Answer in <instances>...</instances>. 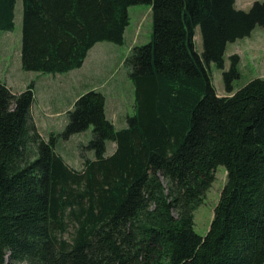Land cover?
I'll return each mask as SVG.
<instances>
[{"label": "trees", "instance_id": "16d2710c", "mask_svg": "<svg viewBox=\"0 0 264 264\" xmlns=\"http://www.w3.org/2000/svg\"><path fill=\"white\" fill-rule=\"evenodd\" d=\"M16 2L0 0V30L14 28ZM22 2L27 71L68 72L96 43H124L132 5L150 4L154 24L151 41L125 60L135 113L122 129L93 89L46 138L32 113L34 82L15 93L0 80V264H264V77L235 90L240 56L229 69L225 60L229 42L264 26V2L249 10L236 0ZM90 126L84 149L95 158L83 154L78 170L55 145ZM220 165L227 181L201 235L194 212Z\"/></svg>", "mask_w": 264, "mask_h": 264}, {"label": "rangeland", "instance_id": "374dc122", "mask_svg": "<svg viewBox=\"0 0 264 264\" xmlns=\"http://www.w3.org/2000/svg\"><path fill=\"white\" fill-rule=\"evenodd\" d=\"M255 1L264 2V0H236V7L249 10ZM130 8V23L127 37H125L122 44L113 42L118 48L122 49L121 52L126 55V58L134 46L143 45L151 41L154 24L153 11L150 4H136ZM22 16L23 2L22 0H17L14 28L10 31L0 30V80L7 83L15 93L25 90L31 82H34L36 85L38 82L42 84V81L48 80L52 82L53 87H56L61 73L41 72V74H46L44 78L38 75V72L27 71L22 66ZM195 41L196 49L202 52L203 41L199 27L196 29ZM233 54L240 56V78L234 81L235 90L240 89L255 78L264 77V26L258 25L249 36L228 43L225 53L226 69H229L231 66L230 57ZM126 58L114 69V84L117 86L116 90L122 93V101L126 108L123 122L116 124L120 129L127 127V116L135 113L131 105H134L135 102L134 84L129 77V70L125 64ZM209 69L218 94L226 96L223 70L219 69L213 62L209 65ZM119 85L122 88H119ZM74 95V92L70 93L69 97H74ZM70 101L71 99H66L61 103L59 108L53 107V109L46 110L50 111V113L39 124V130L44 137L49 138L52 132L61 133L65 129L69 121L67 112L73 107V104L70 106ZM43 108L44 106L41 109ZM57 109H60L61 112L52 115ZM39 113L43 115L41 112ZM91 138L92 127L90 126L87 130L76 133L69 138L59 136L55 149L71 167L79 170L83 165V154L89 158H95L93 150L84 149V146L88 144ZM115 148V143L112 141L107 142L108 154L112 153ZM226 181V167L220 165L216 169L215 181L205 194L204 202L194 212L195 229L201 235H205L210 228L215 207ZM71 235L72 230L66 234V237L70 238Z\"/></svg>", "mask_w": 264, "mask_h": 264}, {"label": "crops", "instance_id": "0c3cea01", "mask_svg": "<svg viewBox=\"0 0 264 264\" xmlns=\"http://www.w3.org/2000/svg\"><path fill=\"white\" fill-rule=\"evenodd\" d=\"M130 9L129 14L131 13ZM128 28H126L125 37H127ZM121 51L122 49L118 48L113 42H98L89 50L81 67L61 73L56 87H53L52 82L48 80L42 81V84L36 83V97L32 113L38 128L40 122L50 113L46 110L53 109V107L59 108L66 99H71L70 106H72L79 96L93 89L102 91L105 94L106 113L115 126L117 127L116 124L123 122L126 108L122 101V93L116 90L117 86L114 84V69L126 58V55ZM38 75L46 77V74H41V72H38ZM119 88L122 87L119 85ZM73 92L75 93L74 97H69L70 93ZM133 92L135 93V87ZM131 105L133 107V104ZM43 106L44 108L41 109ZM39 112L43 115H40ZM60 112L61 110L57 109L52 115Z\"/></svg>", "mask_w": 264, "mask_h": 264}]
</instances>
